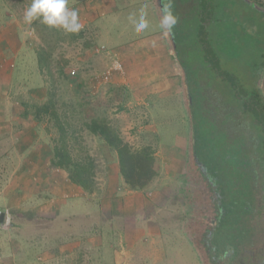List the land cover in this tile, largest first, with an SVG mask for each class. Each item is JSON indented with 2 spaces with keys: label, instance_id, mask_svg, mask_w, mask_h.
Wrapping results in <instances>:
<instances>
[{
  "label": "rangeland",
  "instance_id": "obj_1",
  "mask_svg": "<svg viewBox=\"0 0 264 264\" xmlns=\"http://www.w3.org/2000/svg\"><path fill=\"white\" fill-rule=\"evenodd\" d=\"M70 1L78 2L80 0ZM245 1L256 3L264 11V0ZM245 1L234 0V4H229V11L227 10L225 12L238 17L241 15V21L247 20L250 17L252 27L248 26L246 31H241L240 27L243 26L238 21V24H234V31L229 32L226 29L228 24L225 20L228 19V16H222L221 34L224 37L233 34L234 39L238 36V43L236 39L235 46L233 45L234 47L232 49L228 47L229 43L225 41L226 44L220 50L222 53L219 55L220 65L224 70H222L220 75L215 73V70H212V75H210L211 77H216V83L219 85L223 84V87L228 93L231 91L235 94L238 103V105H235L236 108L243 104H240L242 101L241 85L245 82L251 85L248 87L249 89L255 87L260 73L259 67L258 71L254 72L249 78L250 73L247 74L246 70L250 66L252 68L258 67L259 65L255 60L260 61L261 55L264 54V22H261V15H258L260 13L256 15L253 11L254 9L248 3H245ZM30 2L31 0H0V32L2 30L5 33H12L14 31L13 34L16 32L20 38V50L14 54L11 48L7 49L8 51L4 54L5 58L21 61L20 68L27 69L31 74L28 75L27 79L32 81V78L35 77V80L42 81L40 85L44 84L42 86L44 88L39 87L37 89L35 87L28 90L21 88L16 89L18 92L15 93L13 92L16 88L15 85L21 80L20 74L16 72V78H12V88H9V94L13 98L12 101L28 102L31 97L38 104L45 103L50 97L49 94L47 95V89L53 86L52 82H54L56 88L53 93L55 94L54 100L57 112L60 115L65 114L66 117H62L58 123L64 126L63 135H61L59 128L53 126L52 121L48 122L50 127L48 131L49 140L51 144L59 145L57 140L62 138L68 144V151L73 157L92 159L94 164V169L92 170L94 177L99 178L104 177L105 174L108 175V171L113 170L110 169L113 165L110 154L103 151L98 138L90 133L85 126V123L92 116L107 119L112 126L119 130L122 138L135 147L150 144L154 150L153 155L158 163V174L148 186L149 195L147 198L151 199V197H155L154 195L157 196L155 197V212L149 219L152 220L150 224L154 227L153 229L157 230L159 234L157 232L154 234L150 233L139 239L136 236V243L133 247L126 249V246H123L127 250L128 255L125 263L202 264L204 261L202 253L206 255V252L204 246H201L198 242L197 235L193 233L196 226V219L185 215L189 209H192L193 212L198 209L199 206L195 205L199 202V198L196 194L193 195V198L188 197L184 193V190L180 188L187 142V119L182 101L178 95L173 96V94H168L167 92L165 95H156L159 91L167 90L164 87L167 86L165 84L167 80H165V76L166 78H170L166 75L167 73L169 74L168 69L167 72L163 70L162 74H158V79L149 78L148 83H146L147 80L143 81V79H139L138 82L133 78L136 74L134 68H137V63L135 62L134 64L130 56H127L126 60L125 56L121 54V50L124 52L133 51L137 56L138 49L141 51L143 47L141 46L139 48L138 45H136L137 47L133 46L132 41H136L137 38L141 37H149L152 40L154 38V28H160L159 20L156 18L151 0H129L127 7L119 9L116 14L98 18L96 25H91L89 22L86 23L78 16L79 22L83 25L82 29L74 33L76 36L74 40H69V36H67L64 42H61L60 48L56 49L53 53L54 57L52 58H54V62L52 72L55 76L54 79L49 78L46 71L44 73L42 72V76L38 73L33 50L42 45L40 41V34L42 32L35 31L34 28H31L23 20L24 9ZM187 5H189V2L186 0L183 9H186ZM141 9L147 12L146 19L149 22V28L145 32L137 34L133 24L129 20V16L134 14L138 18ZM6 12L10 14L9 21L3 18V13ZM251 12L253 13L251 14ZM255 20L256 23H259L254 24ZM95 26L97 27L96 33L94 31ZM60 30L62 34L67 33L63 29ZM239 38H241L242 43H240ZM208 40L211 41V39ZM90 41L91 46L86 48L84 45ZM139 41L140 39L133 44L135 45ZM248 43L256 51L246 50ZM230 53L237 56L233 63L227 62L229 60L227 56ZM254 56L256 58H253ZM116 57L122 66L121 71L114 73L107 82L99 83L98 77L109 68L112 59ZM144 62L145 58H141L140 66ZM131 66L134 73L130 71ZM16 68L17 66H14L11 71H16ZM170 68L173 72L172 65ZM67 72H69V76ZM224 76L226 78L223 81ZM260 77L258 80L259 89L264 98V70L261 72ZM95 80L97 84L94 83ZM233 102L234 100L231 101V103ZM152 104L155 107V114L151 108ZM226 116L230 120L232 115L227 112ZM217 123L219 124V122ZM256 125L254 126L255 128ZM222 126L223 124L221 123ZM227 131L226 133L231 138L240 139V129L233 127L227 128ZM256 139L258 140L255 143V152L257 155L254 156L252 163L261 165L262 169L261 178L257 182H254L253 189L264 188L263 135L257 136ZM257 157L258 159L256 161ZM235 176L239 181L236 187L237 204L240 205L238 207L239 210L246 205L242 198L243 195L250 197L251 191L249 190L248 183L241 182L245 179V175L241 170H237ZM94 187L96 188V185ZM190 201L192 205L189 203ZM140 214L146 218L150 214V211L144 208V212H140ZM224 214L227 213L224 212ZM146 219L148 220V217ZM133 220L138 221L140 226L144 224V230L148 232L146 223L143 222L142 224L141 222L142 218L128 220L127 223L131 225L130 227L135 228L137 226L134 227ZM238 222H240V218ZM223 227L225 228L223 229L222 242L224 241V244H228L229 237L225 233L227 231L225 223ZM185 230L192 232L190 234ZM105 232V242L107 241L106 239H109L113 244L117 243V239L112 237L111 233L108 234L107 230ZM239 233L240 230L238 229L236 234ZM243 238L246 239V233L244 232L238 239ZM4 239H6V234L0 233V243ZM193 241L198 248L194 246ZM103 249H96L98 252V260L96 258L94 259L95 264H101L100 256H104L107 252L106 249ZM38 250L40 249L32 247L30 254L34 255L33 259L36 258L35 254ZM97 252H94V255ZM110 259L111 256H109Z\"/></svg>",
  "mask_w": 264,
  "mask_h": 264
},
{
  "label": "crops",
  "instance_id": "obj_2",
  "mask_svg": "<svg viewBox=\"0 0 264 264\" xmlns=\"http://www.w3.org/2000/svg\"><path fill=\"white\" fill-rule=\"evenodd\" d=\"M128 1L69 0L68 6L77 10L80 19L96 25L98 18L118 13L129 5ZM177 3L182 9L183 5ZM96 29L95 26V33ZM154 30L152 40L137 38L136 41H140L135 45L136 41H132L133 46L143 47L141 51L138 49L137 56L133 51L134 54L121 50V54L126 60L127 56L132 57L131 61L137 63L133 78L138 82L143 79L148 83L149 78L158 79V74L169 70V74L165 72L170 77L165 76L167 90L156 95L167 92L179 96L174 58L162 29ZM13 32H0V209L5 211L0 233L6 234V239L0 243V264H95L97 248L107 251L100 256L101 264H126V249L134 246L136 236L139 239L157 232L149 219L155 212L157 196L148 199V187L143 190L126 187L113 164L108 175L93 177L96 188L92 192L72 183L65 170L52 165V144L45 131L48 121L36 119L30 103L26 106L12 101L9 94L15 59L8 60L4 54L9 48L14 54L20 50V38ZM141 58H145L142 66ZM130 71L134 73L132 66ZM13 92L17 93L16 88ZM144 208L150 211L148 220L140 214ZM132 218H142L148 232L144 224L140 226L136 220L132 222L137 226L130 227L127 222ZM106 230L117 243L109 239L105 242ZM32 247L40 249L35 259L30 254Z\"/></svg>",
  "mask_w": 264,
  "mask_h": 264
},
{
  "label": "trees",
  "instance_id": "obj_3",
  "mask_svg": "<svg viewBox=\"0 0 264 264\" xmlns=\"http://www.w3.org/2000/svg\"><path fill=\"white\" fill-rule=\"evenodd\" d=\"M178 1L181 5L185 6L183 3L186 0H177V2ZM187 1L189 2V7L187 6L186 9H180L177 2H172L173 12L178 17V22L171 34L175 44L178 63L184 71L186 94L190 97L189 112L192 123L193 153L196 160L198 159V161L204 164L206 169L211 173L216 176L226 177V181H223V183L226 184V186H223V194L226 196V203L232 205L237 202L236 187L238 180L235 178L236 171L243 170L244 163L249 162L245 160L246 157L242 156L240 150L241 147L244 146L241 136L245 137V135H250L251 138V136L257 137L263 135L264 139V98L258 87V92L250 91L248 86L251 85L244 82L243 85H241L242 101L240 102V104H243L236 108L235 105H238V103L235 94L231 91L228 93L223 87V84H217L216 77L212 76V78L210 75H212V70H215V73L218 75L224 70L220 65L219 55L222 53L220 50L226 44L225 41L229 43L228 47L232 49L235 46L236 39L238 43V36L234 39L233 34H229L228 37H224L221 34L222 31H220V27L222 28V16H228V19L225 20L228 24L226 29H228L229 32L234 31V24H238V21H240L243 26L240 27L241 31H246L248 26L252 27V23L250 22V17L247 18V20L241 21V15L238 17L225 12L227 10L229 11V4H234V0ZM245 3H248L249 6L254 9L253 11L256 15L260 13L258 15H261V22H264V11L254 7L253 4L256 3L252 1H245ZM189 12L191 13L189 14ZM252 13L253 12H251V14ZM3 18L9 21L10 14L8 12L3 13ZM258 23H256L255 20L254 24ZM30 27L34 28L35 31L42 32L40 34L42 45L33 50L38 73L42 76V72L44 73L46 71L49 78L54 79L55 76L52 72L54 62V58L52 57H54V51L60 48L61 42H64L67 36H69V40H74L76 36L74 33L62 34L59 28H49L39 21H34ZM208 39H211V41ZM239 41L242 43L241 38H239ZM249 45L248 43L246 50L256 51ZM84 46L86 48L90 47L91 41ZM227 57L229 58L227 62L233 63L237 56L230 53ZM253 58L256 57L254 56ZM255 62L259 65L258 67L252 68V66H250V68L246 70L247 74L250 73L249 78L264 64V54L261 55L260 61L255 60ZM21 63V61L15 59V66H17V68L16 71L13 70L12 77L16 78V72L21 76V80L15 85L16 89L26 88L28 90L35 87L41 88L44 85H40L42 81L39 82L35 80V77L32 78V81L27 79L28 75L31 74L27 69L20 68ZM67 75L69 76V72H67ZM225 78L226 76L221 79L224 81ZM42 80L45 81L44 79ZM52 83L53 86L47 89V95H50L47 102L38 104L30 97L31 102L25 101L22 103L26 106L30 103L36 119H47L48 122L52 121L53 126L59 128L61 135H63L64 126L58 123L62 117L66 116L65 114L60 115L57 112L54 100L55 94L53 93L56 87L54 82ZM178 97L181 99V95ZM233 100L234 102L231 103ZM151 108L155 114L156 112L153 104ZM238 109L239 111H237ZM227 112L232 115L231 120L235 121V126H233L232 123L227 124ZM216 122H219V124H216ZM221 123L223 124L222 127ZM225 123L227 127H225ZM255 124L258 125H256V128L254 127ZM85 126L90 133L98 138L103 151L110 154L112 164L117 167L119 175L126 187L132 190H143L150 185L158 174V163L153 155L154 150L150 144H145L140 147L133 146L128 141L124 140L119 130L103 117L92 116L89 121L85 123ZM233 127L242 131L239 132L240 139L231 138L226 133L228 132L227 128ZM49 129L50 127L48 125L45 131L48 132ZM57 141L59 145L52 144V165L65 170L72 183L82 187L88 192H92L93 189H95L93 180L94 172L92 171L94 169L93 160L90 158L82 159L73 157L68 151V144L65 143L62 138ZM180 188L184 190V193L189 197V194L182 187V182ZM189 203L191 204V201ZM238 207L239 205L231 212H228L229 215L227 216V221H225V226H227L228 231L230 230V235L239 223L238 219L240 214H235L241 211V209L238 210ZM223 224V221L220 222L216 231L223 230ZM214 240H216V238H214Z\"/></svg>",
  "mask_w": 264,
  "mask_h": 264
},
{
  "label": "flooded vegetation",
  "instance_id": "obj_4",
  "mask_svg": "<svg viewBox=\"0 0 264 264\" xmlns=\"http://www.w3.org/2000/svg\"><path fill=\"white\" fill-rule=\"evenodd\" d=\"M183 4H185V2ZM187 6L189 7V5ZM263 70L264 64L259 70L260 73L255 87H251L250 91L258 92V80L261 78L260 74ZM228 123H232L233 126H235V121L231 119H227V124ZM248 136H241L244 146H242L240 150L242 156L246 157H244L245 160L249 161L248 163H244L243 170H241L245 175V179L241 182L248 183L251 193L250 197H247L246 195H243L242 197L246 205L241 208L240 212L235 213L240 214V222H237L238 224L232 231L233 233L230 235V230L225 231L229 237L228 244H224V241L222 242V234L224 231L222 229V231L216 230L218 229L220 222L223 221L225 223L226 218L229 215L228 212L235 209L238 204L237 202L232 205L226 203V196L223 194V186H226L223 181H226V177L216 176L211 173L206 169L204 164L197 159L196 165L199 170L202 184L201 192L203 194H201L202 197L199 198L200 205L198 209L195 210V212H193L192 209H189L185 215L196 219V226L193 233L197 235L196 238L200 245L204 246L208 262L207 264H264V188L253 189L254 182H257L261 178L262 166L252 163L254 156L257 155L255 152V143H257L258 140L256 139L257 137L254 136H251L250 140V135ZM257 159L258 157L256 158V161ZM224 212L227 214H224ZM238 229L240 230V233L236 234ZM243 232L246 233V239H238ZM214 238H216V240H214Z\"/></svg>",
  "mask_w": 264,
  "mask_h": 264
},
{
  "label": "clouds",
  "instance_id": "obj_5",
  "mask_svg": "<svg viewBox=\"0 0 264 264\" xmlns=\"http://www.w3.org/2000/svg\"><path fill=\"white\" fill-rule=\"evenodd\" d=\"M68 3L69 0H31L24 9L23 20L28 25L39 21L49 28H60L67 33H77L83 25L79 22L77 10L69 8ZM146 17L147 12L143 9L138 18L134 14L129 16L137 34L149 28ZM177 22L178 17L173 12L172 0H161L160 28L170 35Z\"/></svg>",
  "mask_w": 264,
  "mask_h": 264
},
{
  "label": "water",
  "instance_id": "obj_6",
  "mask_svg": "<svg viewBox=\"0 0 264 264\" xmlns=\"http://www.w3.org/2000/svg\"><path fill=\"white\" fill-rule=\"evenodd\" d=\"M153 4V8L155 10L156 18L160 21V6H161V0H151ZM254 7H256L258 10L263 9L253 4ZM163 31V30H162ZM164 36L166 37L168 46L170 48V51L172 53V56L174 58L176 67L178 69V76H179V84H180V93H181V99H182V106L184 108V112L186 113L187 118V142L185 147V160H184V167L181 174L182 179V187L185 189V191L189 194V197L193 198V195H198V198H201L203 194L201 192L202 190V184L201 179L199 175V170L197 168V160L193 153V144H192V123L190 118V97L186 94V88H185V82H184V71L180 64L178 63V59L175 52V44L172 39V34H166L163 31ZM198 188V189H197ZM192 204V203H191ZM199 202L195 206H198ZM4 218H5V211L0 209V225L2 226L4 224ZM186 232H189L191 234L192 231L185 230ZM194 246L197 247L196 243L193 241ZM198 248V247H197ZM203 262L202 264H207V257L205 253H202Z\"/></svg>",
  "mask_w": 264,
  "mask_h": 264
},
{
  "label": "built area",
  "instance_id": "obj_7",
  "mask_svg": "<svg viewBox=\"0 0 264 264\" xmlns=\"http://www.w3.org/2000/svg\"><path fill=\"white\" fill-rule=\"evenodd\" d=\"M121 69H122V66L120 65L118 58L117 57L113 58L109 65V68L105 72H103L102 75L98 77V80H99L98 82L99 83L107 82L114 73L120 72ZM94 83L97 84L96 80Z\"/></svg>",
  "mask_w": 264,
  "mask_h": 264
}]
</instances>
